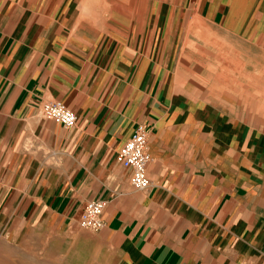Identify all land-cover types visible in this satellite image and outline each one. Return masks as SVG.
Returning a JSON list of instances; mask_svg holds the SVG:
<instances>
[{"label":"crops","instance_id":"obj_1","mask_svg":"<svg viewBox=\"0 0 264 264\" xmlns=\"http://www.w3.org/2000/svg\"><path fill=\"white\" fill-rule=\"evenodd\" d=\"M72 2L0 0V257L102 200L90 232L120 264H264V0H186L160 46L71 39ZM138 124L144 191L116 162Z\"/></svg>","mask_w":264,"mask_h":264},{"label":"rangeland","instance_id":"obj_2","mask_svg":"<svg viewBox=\"0 0 264 264\" xmlns=\"http://www.w3.org/2000/svg\"><path fill=\"white\" fill-rule=\"evenodd\" d=\"M72 1L69 11L75 12L76 18L70 38L88 45L108 41L126 44L134 37L137 26L147 40L154 38L156 46L163 41L167 44L168 30L174 25L177 29L178 10L188 9L186 0ZM176 49L177 44L174 54ZM16 244L8 252L3 244L4 257H0V264H120L116 254L82 228L55 233L48 228L31 226Z\"/></svg>","mask_w":264,"mask_h":264},{"label":"built area","instance_id":"obj_3","mask_svg":"<svg viewBox=\"0 0 264 264\" xmlns=\"http://www.w3.org/2000/svg\"><path fill=\"white\" fill-rule=\"evenodd\" d=\"M43 118L58 123L65 129H71L77 122V115L64 107L60 102H46L40 107ZM147 130L144 125L135 126L133 133L123 143L116 153V162L122 167L130 170L129 183L138 191H144L150 186L147 176V165L151 161L148 153ZM104 201H91L87 203L79 225L88 231H97L103 226L102 211Z\"/></svg>","mask_w":264,"mask_h":264}]
</instances>
